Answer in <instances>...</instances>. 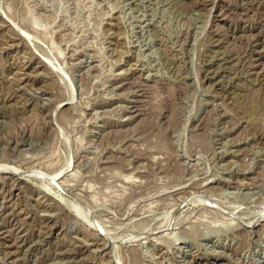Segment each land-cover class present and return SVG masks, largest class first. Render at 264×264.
Listing matches in <instances>:
<instances>
[{"label":"rangeland","instance_id":"obj_1","mask_svg":"<svg viewBox=\"0 0 264 264\" xmlns=\"http://www.w3.org/2000/svg\"><path fill=\"white\" fill-rule=\"evenodd\" d=\"M0 264H264V0H0Z\"/></svg>","mask_w":264,"mask_h":264}]
</instances>
